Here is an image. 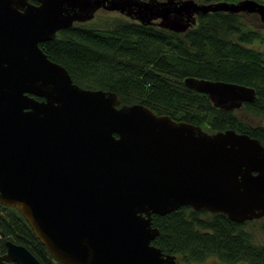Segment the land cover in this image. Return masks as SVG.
I'll return each instance as SVG.
<instances>
[{
  "label": "water",
  "instance_id": "1",
  "mask_svg": "<svg viewBox=\"0 0 264 264\" xmlns=\"http://www.w3.org/2000/svg\"><path fill=\"white\" fill-rule=\"evenodd\" d=\"M100 9L183 33L216 11L264 24V3L0 0V205L15 208L61 264H178L151 244L159 233L152 216L190 206L238 223L264 217V146L75 84L39 43ZM183 83L222 110L255 100L245 85ZM0 264L41 263L6 240Z\"/></svg>",
  "mask_w": 264,
  "mask_h": 264
},
{
  "label": "trees",
  "instance_id": "2",
  "mask_svg": "<svg viewBox=\"0 0 264 264\" xmlns=\"http://www.w3.org/2000/svg\"><path fill=\"white\" fill-rule=\"evenodd\" d=\"M110 14L99 24L90 20L61 29L39 46L82 88L115 93L121 105L143 104L208 133L233 129L264 146V25L256 15L255 22L243 13L208 12L176 33ZM185 77L245 85L254 89L255 100L239 109H218L207 95L186 87ZM253 222L180 206L152 216L159 233L151 244L180 264L211 256L222 264H264V244L246 229ZM259 228L264 232V221ZM6 240L24 246L41 264H61L15 208L0 205V255Z\"/></svg>",
  "mask_w": 264,
  "mask_h": 264
},
{
  "label": "rangeland",
  "instance_id": "3",
  "mask_svg": "<svg viewBox=\"0 0 264 264\" xmlns=\"http://www.w3.org/2000/svg\"><path fill=\"white\" fill-rule=\"evenodd\" d=\"M224 1H229V0H224ZM258 2H262L264 3V0H257ZM108 12H105L104 10L100 9L96 12L94 18L92 19V21L96 22V23H100L102 22L103 20V17H106L108 16ZM113 14H118V13H115L113 12ZM113 14H110V15H113ZM120 15V14H118ZM253 15L255 14H247L246 18L248 20H253L256 22V19L258 18H255L253 17ZM123 16V15H122ZM257 16V15H256ZM129 19V18H128ZM259 19V18H258ZM257 19V20H258ZM132 20V19H131ZM260 21V20H259ZM261 22V21H260ZM263 24V23H262ZM264 25V24H263ZM264 28V26H262ZM260 122H262V120H260ZM254 124V122H253ZM261 221L263 222V218H260V219H256L254 220L253 223L249 224L246 226V229L248 231H250L252 234H253V238H254V241L255 242H258V243H262L264 244V232H262L259 228V224L261 223ZM190 264H222L217 258L211 256V257H207L206 259L202 260V261H199V262H192Z\"/></svg>",
  "mask_w": 264,
  "mask_h": 264
},
{
  "label": "flooded vegetation",
  "instance_id": "4",
  "mask_svg": "<svg viewBox=\"0 0 264 264\" xmlns=\"http://www.w3.org/2000/svg\"><path fill=\"white\" fill-rule=\"evenodd\" d=\"M255 220V219H254ZM2 255V254H1ZM177 262V261H176ZM178 263V262H177ZM178 264H180V263H178Z\"/></svg>",
  "mask_w": 264,
  "mask_h": 264
}]
</instances>
